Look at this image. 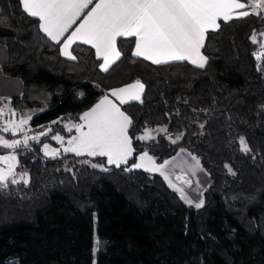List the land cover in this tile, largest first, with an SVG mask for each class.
<instances>
[{
  "label": "trees",
  "instance_id": "16d2710c",
  "mask_svg": "<svg viewBox=\"0 0 264 264\" xmlns=\"http://www.w3.org/2000/svg\"><path fill=\"white\" fill-rule=\"evenodd\" d=\"M218 24L206 33L203 68L134 57L130 37L118 39L123 55L105 72L91 46L77 42V60L63 57L20 0H0L7 51L0 69L23 85L8 103L31 116V127L48 125L30 151L16 150L28 184L0 190V264H264V56H254L264 53V13ZM134 80L144 85L141 100L119 105L132 120L128 162L144 148L157 163L187 150L208 177L201 207L187 205L157 172L128 162L40 152L42 142L56 144L54 134L69 133L64 121L79 120L110 88ZM161 123L167 132L136 139ZM176 131L173 143L167 135ZM66 160L69 169H61Z\"/></svg>",
  "mask_w": 264,
  "mask_h": 264
},
{
  "label": "snow or ice",
  "instance_id": "6c2138e0",
  "mask_svg": "<svg viewBox=\"0 0 264 264\" xmlns=\"http://www.w3.org/2000/svg\"><path fill=\"white\" fill-rule=\"evenodd\" d=\"M20 3L24 12L38 19L40 30L49 40L56 44H60L63 40L60 49L62 55L75 61L77 56L70 51L72 45L77 42L90 45L95 49L96 58L103 61L100 68L105 72L123 55L122 49L117 44L118 39L130 37L135 38V48L132 52L134 57H142L156 65L187 60L203 68L207 58L202 55L201 49L204 47L206 33L210 29L219 28L218 20L228 22L234 18L264 13V0H253V2L250 0H96L94 4L93 0H20ZM90 5L93 6L90 8ZM246 5L251 7V12L237 11L245 9ZM82 16L83 19L78 26L65 37ZM252 40L253 43L256 42L255 34ZM254 56L259 61L264 53H254ZM258 70L264 71V68L258 66ZM143 90L144 85L137 80L123 88L113 89L111 95L123 105L133 100H141ZM5 115L15 116V112L7 104L0 107V118ZM79 119L83 123L70 122L65 125L69 132L75 128L77 133L67 141V147L63 148L65 153L106 157L107 164L116 167L127 164L135 151L132 138L129 136L132 120L121 111L120 107L105 96ZM30 120L31 116L19 119L18 123L9 119L0 131L16 135L17 132L24 131V125ZM57 122L53 121V123ZM157 131L167 132V129ZM40 135H47V132L33 137L25 135L23 140H9L0 136V147L11 150L8 155H0V164L4 165L0 167V190H7L10 184L16 185L21 180L25 185L28 184L26 172L20 174V179L16 178L15 169L19 163L16 150L23 148L30 151L29 140L39 143ZM149 138L155 139L147 130L143 136L136 137L138 140ZM180 138L177 136L176 140ZM52 139L63 147L62 136L54 135ZM176 140L172 142L175 143ZM240 144L241 151L245 153L250 151L243 137L240 139ZM43 150L46 156L52 154L55 158L58 155L57 150L50 149L47 143L43 145ZM183 151L184 149H181V152ZM191 159L195 161V164L190 166L194 172L195 168H199L200 162L195 156ZM139 160L140 163H135L133 167L159 172L166 180L169 179L165 169L172 161L165 160L157 165L147 151L139 155ZM92 167H101V165L92 164ZM225 167L229 166L225 165ZM229 171L231 172L230 167ZM177 179L181 177L178 176ZM187 183L190 185L191 181ZM169 186L175 187L171 182ZM176 190L181 191L184 198L182 190ZM187 202L192 203L190 200ZM202 204L201 201L195 206L199 208ZM98 248L97 239L94 254Z\"/></svg>",
  "mask_w": 264,
  "mask_h": 264
},
{
  "label": "rangeland",
  "instance_id": "374dc122",
  "mask_svg": "<svg viewBox=\"0 0 264 264\" xmlns=\"http://www.w3.org/2000/svg\"><path fill=\"white\" fill-rule=\"evenodd\" d=\"M250 2H253V0L250 1ZM247 11H252L251 7L247 6ZM261 36L263 37V42H264V32L261 33ZM6 104L15 112V116L5 115L4 117L0 118V129L3 128V126L5 125L7 120H9V119H12V120H14L15 122L18 123L19 119H21L23 117H26V116H22V115L18 114V112H16V109L14 107H12L8 103H5L3 105L1 104V107L6 105ZM121 111H123V110L121 109ZM125 114L127 115L126 112H125ZM78 123H83V122L80 121V119L77 120V121H72L71 122V124H78ZM158 129H166L165 124L161 123V124H155L153 126H145L136 136L137 137L143 136L145 134L146 130L150 132V135L152 137H156L158 134L164 133V132L157 131ZM47 130H48V125L45 126L44 128L40 127L39 129H37V128L31 127L29 122H28L26 125H24V131L23 132H17L16 135H12L11 132L0 131V136H4L6 139H9V140H16V139L23 140L25 135H27L28 137H33V136H37L40 133H42L44 131H47ZM54 135H60V136H62L64 138L63 147L56 140H55L56 141L55 145L45 141V142H42L41 145H40V152L42 154H44L43 145L45 143H47L49 145L50 149L57 150V152H58L57 156H60L61 154L65 153L63 151V148L67 147V141L69 139H71L72 136L77 135V133H76V131H73V133H68V134L56 133ZM177 136H181V132L176 131V132H173V133L167 135V137H168V139L170 141L176 140ZM149 139H151V138H149ZM146 140H148V139H146ZM240 147H241V144H240ZM145 151H147L148 154L155 159V156L150 151V149L144 148L139 153H136L134 155V158L131 159L128 162V164L126 165V168H135V167H133V165L135 163H140L139 155L143 154V152H145ZM10 152H11V150L3 149L2 147H0V155H8V154H10ZM189 154H191V153H189L185 149H184L183 152H181V149H178L177 153L173 157L175 159H173V158L170 159V161H172V163L169 164L168 167L165 169V171H166L165 174L169 177V179L166 180L167 184L169 185L170 182H171V184L175 186V187H171V188L174 189L178 193L180 198L187 205L195 206L197 203H200L201 192H202V189L204 188V186L207 184L208 177H207V174L205 173V171L200 166H199V168H195L194 172H193V169L190 166L194 165L195 161H193L191 159V157L193 155L192 154L189 155ZM16 155H17V151H16ZM47 156L48 157H53L52 154H49ZM88 161L89 162H87V163L89 165H91V166H92V164L101 165V167H97V168H106L107 167L106 165H104L100 161H92V160H88ZM105 162L107 163V158L106 157H105ZM155 162H156V160H155ZM156 164L159 165L161 163H157L156 162ZM69 165H70L69 161L66 160V161L62 162L61 169H69ZM108 165H110V164H108ZM0 167H4V165L0 164ZM142 169H144V168H142ZM15 172L17 173L16 178L20 179V174H22V173H24L26 171L24 169H22L20 163H18V165H17V167L15 169ZM178 176L181 177V179H177ZM26 179L29 180L28 173H27ZM21 181H23V180H21ZM187 181H191L190 185L187 183ZM176 189L182 190L184 198H182L181 191H177ZM188 200L192 201V203L189 204L187 202Z\"/></svg>",
  "mask_w": 264,
  "mask_h": 264
},
{
  "label": "crops",
  "instance_id": "0c3cea01",
  "mask_svg": "<svg viewBox=\"0 0 264 264\" xmlns=\"http://www.w3.org/2000/svg\"><path fill=\"white\" fill-rule=\"evenodd\" d=\"M250 1H252V0H250ZM96 2V0H93V4ZM21 6L23 7V5L21 4ZM93 5H90L89 7L91 8ZM86 12L88 11L87 9L85 10ZM237 11H247V5H246V7H245V9H240V10H237ZM83 19V16L81 17V19L80 20H78L77 21V23L76 24H74L73 26H72V28L71 29H69V32L68 33H66L65 34V37H67V35L68 34H70L71 33V31H73L77 26H78V24L81 22V20ZM219 21V20H218ZM211 30V29H210ZM133 39H134V42H135V38L133 37ZM62 44H63V40L61 41V43L60 44H58V48H59V52H60V54H61V51H60V49H61V47H62ZM90 46V45H89ZM134 48H135V43H133V47H132V52L134 51ZM94 50V52H95V49H93ZM70 51H71V49H70ZM202 53V52H201ZM62 55V54H61ZM203 55V54H202ZM63 57H65L64 55H62ZM6 57H7V51H6V47L3 45V44H1L0 43V65H1V63L2 62H4L5 60H6ZM65 58H67V57H65ZM142 58V57H141ZM149 62H151L150 60H148ZM185 61H187V60H185ZM187 62H189V61H187ZM103 63V61L102 60H100V65ZM189 63H191V62H189ZM191 64H193V63H191ZM193 65H195V64H193ZM196 66V65H195ZM137 80H134V81H131V82H129V83H127V84H124V85H121V86H116V87H112V88H110L108 91H107V93L106 94H104V95H102L92 106H90L88 109H86L85 110V112H87V111H89L91 108H93L97 103H99V101L100 100H102L105 96H108V98L110 99V100H112L118 107H120L119 105H120V102L114 97V96H112L111 95V91L113 90V89H117V88H123V87H125V86H127V85H129V84H133V83H135ZM22 82H21V80L19 79V78H17V77H12V76H7V75H5V74H3L2 72H1V69H0V107H1V104L3 105V104H5V103H8V100L10 99V98H13V97H17V96H19L20 95V93H21V91H22ZM9 104V103H8ZM121 109V108H120ZM84 112V113H85ZM60 119H58V121H59ZM65 122V125H68L69 123H70V121H68V122H66V121H64ZM72 122V121H71ZM41 128H44V126H42ZM75 128H73L72 129V131L71 132H69L68 130H67V128H66V130H67V132H69V133H73V131H75L74 130ZM68 134V133H67ZM177 153V151L169 158V159H167V160H170V159H172L174 156H175V154ZM57 156V155H56ZM166 172V171H165ZM165 181H166V179H165V177L163 176V175H161L159 172H157ZM166 183H167V181H166Z\"/></svg>",
  "mask_w": 264,
  "mask_h": 264
},
{
  "label": "built area",
  "instance_id": "2783aa9c",
  "mask_svg": "<svg viewBox=\"0 0 264 264\" xmlns=\"http://www.w3.org/2000/svg\"><path fill=\"white\" fill-rule=\"evenodd\" d=\"M42 127V126H41Z\"/></svg>",
  "mask_w": 264,
  "mask_h": 264
}]
</instances>
